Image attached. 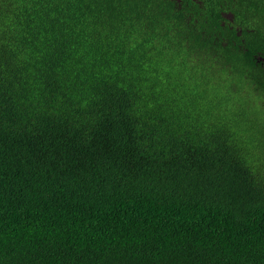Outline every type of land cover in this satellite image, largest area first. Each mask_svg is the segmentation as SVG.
Masks as SVG:
<instances>
[{
	"label": "trees",
	"instance_id": "trees-1",
	"mask_svg": "<svg viewBox=\"0 0 264 264\" xmlns=\"http://www.w3.org/2000/svg\"><path fill=\"white\" fill-rule=\"evenodd\" d=\"M0 264H264V0H0Z\"/></svg>",
	"mask_w": 264,
	"mask_h": 264
}]
</instances>
